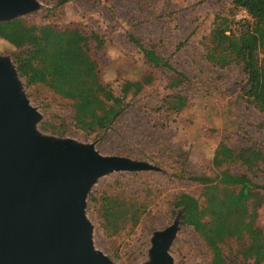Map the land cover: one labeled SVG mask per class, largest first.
<instances>
[{
    "label": "rangeland",
    "instance_id": "obj_1",
    "mask_svg": "<svg viewBox=\"0 0 264 264\" xmlns=\"http://www.w3.org/2000/svg\"><path fill=\"white\" fill-rule=\"evenodd\" d=\"M58 1L32 0L31 8L14 17L35 25H70L83 33H97L102 44L92 46L91 53L101 81L116 95L124 81L150 78L138 93L126 95L125 106L105 132H86L73 125L69 100L40 84H25L12 62V54L19 50L0 39V56L8 58L20 93L36 112L32 128L37 135L92 144L100 156L149 165L147 169L106 170L89 182L82 215L89 225L91 248L108 264H150L152 240L173 225L166 245L171 264H209L203 241L190 225L181 222L175 200L184 192L202 206L205 187L188 175L217 178L226 167L246 174L264 195V159L251 169L238 163L211 164L219 143L234 150L249 145L260 149L264 158V109L242 95L245 74L240 64L232 61L220 67L205 57L214 17L226 16L234 32L249 17L241 10L233 11L231 0ZM127 33L153 46L184 80L168 88L169 69L147 63L128 41ZM174 94L186 101L176 113L167 110L163 102ZM106 198L116 203L113 216L103 212ZM254 224L264 232V198L256 209ZM246 241L244 235L220 244L226 264H251L250 258L245 260L240 254Z\"/></svg>",
    "mask_w": 264,
    "mask_h": 264
},
{
    "label": "trees",
    "instance_id": "obj_2",
    "mask_svg": "<svg viewBox=\"0 0 264 264\" xmlns=\"http://www.w3.org/2000/svg\"><path fill=\"white\" fill-rule=\"evenodd\" d=\"M231 8L233 11L244 10L249 19L242 20L238 31L234 32L226 16L214 17L205 57L220 67L232 61L239 63L245 74L242 95L259 109H264V0H231ZM126 36L147 63L169 69L168 88L184 80V75L157 54L153 46L142 44L131 33ZM0 39L19 50L12 54V62L25 84H40L69 100L73 125L86 132H105L125 106L126 95L138 93L150 81L149 77L124 81L120 94H114L101 81L98 63L91 53L92 46L102 44L100 36L93 31L83 33L70 25H35L12 17L0 20ZM163 102L173 113L186 104L179 94L168 95ZM39 126L45 128L43 124ZM263 159L258 148L245 145L234 150L219 143L211 164L219 167L238 163L251 169ZM218 175L217 178L205 174L188 175L189 179L205 187L204 204L199 206L192 195L180 192L175 204L179 207L181 222L190 225L201 238L209 253V264H226L220 244L244 235L247 241L240 254L245 260L250 258L251 264H258L264 260V232L254 224V219L264 195L244 173H233L226 167ZM216 186L221 189L220 193L216 192ZM115 206L114 200L106 198L103 212L113 216Z\"/></svg>",
    "mask_w": 264,
    "mask_h": 264
},
{
    "label": "water",
    "instance_id": "obj_3",
    "mask_svg": "<svg viewBox=\"0 0 264 264\" xmlns=\"http://www.w3.org/2000/svg\"><path fill=\"white\" fill-rule=\"evenodd\" d=\"M33 6L0 0V20ZM36 112L0 56V264H108L89 243L82 215L92 178L110 169H147L122 157L100 156L92 144L37 135ZM173 225L152 240L150 264H171L166 245Z\"/></svg>",
    "mask_w": 264,
    "mask_h": 264
},
{
    "label": "built area",
    "instance_id": "obj_4",
    "mask_svg": "<svg viewBox=\"0 0 264 264\" xmlns=\"http://www.w3.org/2000/svg\"><path fill=\"white\" fill-rule=\"evenodd\" d=\"M241 12L243 13V16L246 15L245 11L244 10H241Z\"/></svg>",
    "mask_w": 264,
    "mask_h": 264
}]
</instances>
